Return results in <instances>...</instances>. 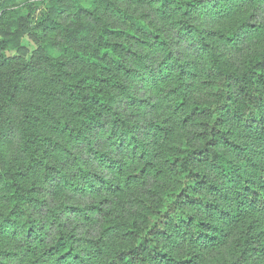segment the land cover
Here are the masks:
<instances>
[{
    "label": "trees",
    "instance_id": "obj_1",
    "mask_svg": "<svg viewBox=\"0 0 264 264\" xmlns=\"http://www.w3.org/2000/svg\"><path fill=\"white\" fill-rule=\"evenodd\" d=\"M225 1V13H231L237 4L256 6L257 12L264 9V0H237L240 3L235 5L231 0ZM78 2L80 4L74 2L73 9L80 14L86 9L81 0ZM115 2H91L93 13H100L97 16L99 31L93 40L95 49L91 53L81 52L85 49L84 42H89L82 39H62V46L50 42L49 28L62 25L60 17L59 20L52 18L45 32L38 37L37 49L28 56V62L22 64L21 78L9 77L16 83L17 90L32 70L43 67L37 73L43 78L48 73L50 81H46L53 85L56 94L49 103L54 113L51 120H42L33 110L26 111L21 177L8 180L7 186L0 188V238L8 239L11 231L21 230L26 236L27 249L21 253V258H18L19 253L4 254L1 257L3 263L198 264L203 248L222 245L234 222L246 223V229L240 233L238 248L242 257L247 256L256 242L259 225L255 220L264 216V49L255 59L248 58L242 67L231 70L225 67L215 46L206 40L213 36L231 41L240 28L235 26L226 33L196 28L190 32L200 36V46L206 47L210 55L204 77L213 99L201 105L184 102V123L194 120L198 130L192 133L193 139L178 137L173 148H165L160 154L157 150L159 141L153 144L143 139L138 125L121 112L117 103L123 96L133 94L131 87L135 80L147 79L143 82L155 88L166 84L165 81L174 78L173 64L165 62L166 67L158 70L146 61V57L138 55L139 64L133 66L137 61L123 54L120 43L130 37L104 16L123 14L124 25L128 26L140 23V19ZM54 3H58L57 0ZM183 5L186 8L182 11H187L189 5L184 2ZM24 6L6 9L0 4V17L7 14L12 21H17L19 18L13 16ZM249 29L253 35L261 34L257 25L248 23V33ZM19 33L17 30L16 34L0 40V59L10 46L15 48ZM77 46H81V50L73 54ZM55 48L58 53L54 52ZM76 61L80 64L77 68L73 65ZM33 63L40 67L32 69ZM188 76V67L181 66L171 95L185 92ZM4 79L8 80L0 72V93ZM232 81L239 93L235 103L231 97ZM61 91L64 98L60 97ZM166 133L172 138L175 132L169 129ZM103 134L107 137L105 144L111 143V135H122L131 146L132 154L114 165V172L108 178L109 190L117 193L120 187L146 184L152 177L170 178L166 185L169 196L167 191H160L156 193L155 202L136 207L137 223L132 229L126 226V232L123 231L125 242L120 243L115 240L119 226L113 220L115 208L108 206L115 204L114 200L108 197L103 202L86 203L82 196L78 197L81 201L66 200L71 193L86 191L84 195L89 196L94 192L86 187H95L97 178L92 165L101 161L99 153L105 151L100 143ZM168 139L166 136L164 141ZM50 149L51 155L56 149L58 153L62 152V163L53 155L50 157ZM39 155L46 156L44 162L39 160ZM67 162L72 165L68 166ZM56 165L60 167L55 168ZM53 180L56 183L51 184L55 185L50 192L49 183ZM106 181L103 178V182ZM95 189L99 193L106 188L102 185ZM98 216L104 218L107 226H116L99 227ZM72 218L88 230L81 232L78 227L71 228ZM181 242L189 244V250L182 254L174 252L172 246Z\"/></svg>",
    "mask_w": 264,
    "mask_h": 264
},
{
    "label": "rangeland",
    "instance_id": "obj_2",
    "mask_svg": "<svg viewBox=\"0 0 264 264\" xmlns=\"http://www.w3.org/2000/svg\"><path fill=\"white\" fill-rule=\"evenodd\" d=\"M75 1L80 4L78 2L80 0H57L58 3H54V0H0V4L6 9L25 4L24 8L13 16L19 18L17 21H12L10 15L7 14L0 17V40L16 34L17 30L20 31L15 48L10 46L11 49L0 59V72H3L8 79L2 81L3 89L0 93L2 97V102H0V188L7 186L8 180H18L21 177L19 172L24 166L25 159L24 153L21 151V144L23 141L25 142L24 126L28 116L26 111L33 110L42 120H51L54 114L49 108V103L50 99L56 94V90L53 85L46 81H50L48 73L46 78L38 75L37 72L43 69L38 63H33L32 69H35V66L40 68L29 73L21 88L16 90V83L11 81V79L21 78L22 64L28 62V56L37 49L39 35L45 32L44 29L49 25L52 18L59 20L60 17L62 25L49 28L50 42H55V46H62V42H60L62 39L68 40L74 37L89 41L84 42L83 47L85 49L81 51L85 52L84 54L91 53L95 49L93 40L99 31L100 22L97 16L100 13H93L92 0H81L83 8L86 10L77 14L73 9ZM116 1L115 3L120 5L123 10L140 19V23L137 22L132 26H128L124 25L123 14L119 13L116 16L109 13L104 16L114 27H121L125 34L130 37H125L120 43L123 46V54L137 61L133 66L139 64L138 55L140 58L146 57V61L158 70L166 67L165 62L173 64L174 78L165 81L166 84L158 85L159 87L155 88V86H148L143 82L147 79L135 80L131 87L133 94L123 96L119 100L120 103H117V107L121 112L129 116L138 125V132L143 139L153 144L159 141L157 150L161 154L164 153L165 148H173L179 141L178 137L185 136L186 139H193L192 133L198 130L194 120L187 124L184 123V102L190 105H201L207 104L213 99V93H211L210 88L206 87L204 77L210 55L206 47L202 48L200 46V36L190 32L196 28L201 31L211 29L214 32L226 33L227 30L234 29L235 26L240 28L231 41L214 39L213 36H208L206 40L208 44L215 46L216 52L222 58L225 67L234 70L242 67L248 61V58L255 59L257 53L264 49V9L257 12L256 6H243L237 4L240 3L237 0H231L232 4H237L231 13L223 12L225 11V8H223L225 0ZM183 2L189 5L187 11H182L186 8ZM226 10L228 11L229 8H226ZM248 23L257 25L261 34L259 36L253 35L250 29L248 33ZM154 37L158 38L154 39ZM80 47L77 46L73 54L80 52ZM137 49L139 53L136 52ZM54 52L58 53L59 51L55 48ZM37 60L39 61L40 57ZM73 65L76 68L80 66L78 61ZM184 65L188 67L189 71L185 92L178 96L171 95L174 84H177L175 79L180 73L181 66L184 67ZM232 85L231 97L235 103L238 101L239 93L233 81ZM13 92H15L14 95H12ZM63 95L65 94L61 91L60 97L64 98ZM55 108L56 105L54 110ZM28 120L30 121V116ZM196 121H199V118ZM152 123H154V126H152ZM108 129L105 131L106 133ZM169 129L175 132L172 138L166 133ZM111 136L113 137L111 143L107 144L103 143L107 138L105 134L99 136L100 143L104 146L105 151L99 153L101 161L97 160L92 165V172L97 180L95 181V187H86V190L92 189L94 191L89 194L91 197L84 195L86 192L84 191L81 194L71 193L66 200L67 202L81 201L78 200L79 196H82V200L86 203L92 201L103 202L108 197L110 200H114L115 204L109 203L108 206L110 209L115 208L113 220L116 224H119L115 240L120 243L121 241L125 242L123 231L126 232V226L132 229L133 224L137 223L135 220L138 213L136 207H142L141 203L155 202L157 192H170L166 189L170 178L152 177L146 184L139 183L135 187H120L123 190L121 193V190L117 193L109 190L110 182L108 178L114 172V165L117 162L122 163L125 158H130L132 155L131 146L122 135ZM166 136L169 138L168 141H164ZM51 152L52 149H50V157L53 155L60 163L63 162L60 157V155L63 156L62 152L59 151L58 153L57 149L53 150L52 155ZM94 154L97 155L96 152ZM38 157L43 162L46 158L45 155H39ZM71 163L67 162V165L70 166ZM54 167L60 166L56 165ZM67 172L72 173L71 171ZM103 178L107 181L103 182ZM52 183H56L55 180L49 183L50 192L53 191L55 185L51 186ZM57 184H61V182ZM102 185L106 189L96 193L95 188H100ZM223 205L226 204L223 203ZM255 214L258 215V213ZM71 222V228L73 229L78 227L81 232L88 230L80 227L81 222L74 218L71 219ZM97 222L99 227L106 228L110 226L111 228L113 225L114 228L116 226L115 224L107 226L104 223V218H99V216ZM167 222L168 219L165 220L164 225ZM255 224L259 225L256 226L258 228L255 236L256 242L254 243V249L247 256L242 257L240 248H238L240 233L246 229V223L240 222L238 224L234 222L231 224L229 237L225 239L222 245L203 248V255L198 264H264V216L255 220ZM92 232L96 234V232ZM10 233L12 234L9 235L8 239L0 238V264H4V260L1 258L4 254L14 253L16 255L19 253L18 258H21V253L27 251V249L25 250V233L21 230L11 231ZM189 248V244L181 242L172 246L171 249L182 254ZM197 249L200 250L201 248Z\"/></svg>",
    "mask_w": 264,
    "mask_h": 264
}]
</instances>
